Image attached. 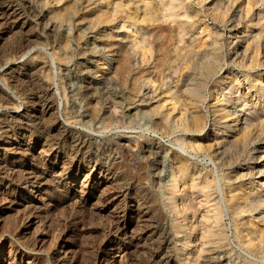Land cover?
Here are the masks:
<instances>
[{"label":"rangeland","instance_id":"374dc122","mask_svg":"<svg viewBox=\"0 0 264 264\" xmlns=\"http://www.w3.org/2000/svg\"><path fill=\"white\" fill-rule=\"evenodd\" d=\"M121 2L119 12L114 0H0V97L13 99L0 108V125L13 129L7 122L19 119L0 138V173L7 169L14 178L0 181V264H186L189 254L194 264H264L263 250L247 247L249 232L231 203L242 182L245 146L241 139L228 143L222 131L218 139L213 134L222 129L214 103L229 64L228 29L216 16L224 0H184L185 30L171 21L141 23L144 37L129 32L127 18L142 0ZM258 10L263 22L254 28L264 41ZM37 38L31 49L19 51ZM67 41L61 63L56 54ZM212 52L218 60L210 68ZM191 87L193 94L186 92ZM62 88L73 89L71 118L63 111ZM183 97L199 104L204 130L164 123L170 105L177 112L185 108ZM66 134L65 143L60 138ZM78 135H84L83 151L75 157L69 150L80 144ZM90 151L109 172L93 169ZM179 157L188 171L172 166L178 177L192 175L173 188L171 162ZM40 174L47 177L41 184L18 183ZM206 176L204 195L192 181ZM212 204L223 210L217 222L203 217Z\"/></svg>","mask_w":264,"mask_h":264},{"label":"bare ground","instance_id":"6f19581e","mask_svg":"<svg viewBox=\"0 0 264 264\" xmlns=\"http://www.w3.org/2000/svg\"><path fill=\"white\" fill-rule=\"evenodd\" d=\"M199 1L205 2L206 0H199ZM185 2H184V0H142L143 7L135 5L134 10H131L130 15H128V17H127L128 19H132V22L128 25L129 30H130L129 32L132 34L141 35L144 37L145 36V33H144L145 29L143 28L141 23H144V24L146 23V25L150 24L152 26L154 24L160 26L161 24H164V23H167L170 21L172 23H175V25H177L178 28H183V30H185L188 26V25L185 26V23L182 20L183 17L184 18L188 17V10L185 9L186 8ZM114 3H115L116 11L120 12L121 8L123 7L121 0H114ZM223 4H224L223 5L224 11L220 12L216 16L222 18L223 22L226 24L225 25L226 29H228V31H227L228 34H227V39H226L227 41L225 43L227 45V50L229 52V61H228L229 64H227L228 67L226 69V75L222 79V81L224 83V88L222 90H219L218 91L219 93L217 95H215V103H214V107L217 110V112L215 113V111H214V113L216 116H218L221 119V120L219 119V121H222L221 122L222 123V129H219L217 131H215V129H213V134L216 135L215 139H218L217 135H220V133L222 131L223 135H226V136L228 135L229 139L231 138L229 140L228 137H226V136L224 137V138H226V141L228 143H230V144L235 143L236 144L238 142V140L241 139V141L243 142V144L245 146L244 148L246 149L245 150L246 164H245L244 168H242V170H243L242 175L240 172H239L240 175L237 174V175H239V181L242 180V182L240 185L239 193H237V195L236 194L231 195V203L232 202L234 203V205H233L234 213L236 214V216L239 219H241L242 225L249 232L248 235H246L247 240L245 239L247 241V247L251 248L252 250L254 249V251L255 250H257V251L263 250V253H264V41L262 40V34L260 32L256 33V30H255L256 27L254 28V26H257V24L260 25V23L255 24L256 21H259V22L262 21L263 22V18H262L263 16L260 14V12L258 10V5L261 7L262 12L264 13V0H224ZM215 5L216 6L218 5V1H216ZM101 14H103V13L101 12ZM134 19L137 20V21H135L136 23L133 22ZM133 38H134V44H135L136 37L133 36ZM39 39L36 41H32V40L30 41L29 40V43H26V45L21 47V50H19V51H26L29 48L31 49V46H33L34 44H37L36 42H40ZM66 49L68 50V41H67V44L65 42V45L62 46L61 52L56 54L57 59L61 63L65 61L64 52ZM161 49L164 50L163 47H161ZM212 53H214V52H212ZM14 55H16V54H14ZM180 55L182 57L186 54L185 53H181V54L179 53V56ZM211 56L212 57L209 59L211 61L209 62V60H208V62L210 63V68L213 67L211 65H213V63H215L218 60V57L215 55V53H214V56L213 55H211ZM128 59H126V58L121 59V62H122L121 71L123 73L127 72L128 69L130 68V65H129L130 62ZM142 60H143L142 61L143 64L147 65L148 61H145V59H142ZM206 60H207V58H206ZM131 70H132V68H131ZM124 74H126V73H124ZM1 78H3V77H1ZM56 78H57V76H56ZM56 78H55V81H56ZM52 81H53V79H52ZM181 82H182V80H181ZM5 83H6L5 85L9 89L10 86L7 83V81H5ZM132 84L133 85H131L132 86L131 90L133 92H136V88H137V86L135 85L136 83H132ZM185 87H186V85H185ZM52 90H54V89H52ZM72 90L73 89H71V88H67V89L62 88V90L58 91V92H60L61 99L63 100V103H64L63 111H64L65 115L68 116L69 118H71L72 115H74V110H75V100L72 96V93H73ZM186 92L192 93V94L195 93L193 87H191L189 90L186 89ZM53 95L55 96V93ZM53 95H51V96H53ZM137 96H139V95H137ZM183 98H185V97H183ZM134 99H136V97ZM46 100H44V102H45L44 105L49 108V105H51V104H49V102ZM11 101L13 102V99L11 98V96L2 97L0 100V108H4L5 105L10 103ZM183 104H184L185 108L182 111H178V112H177V108L175 107V105H170V107L168 106L169 108H167L165 106L167 108V110H166V114H165L164 118L163 117L162 118H163V121L166 124V126L170 127L171 123L172 124H178L179 123V125L181 124V126H183L187 131H191V132L196 131L197 132V130H200V131L204 130L205 127L203 128V126L205 124V122H204L205 119H204V115L199 110L200 109L199 104L193 99L192 100L188 99V101L186 99V101H184ZM157 112H158V110H157ZM158 115H159V113H158ZM10 119L11 120L7 122V124H8L7 126H11V127H13V129H5L4 126L0 125V138H1V136H3V134H9L10 131L15 130L14 127L17 125V122L19 119L16 116H13ZM205 125H207V124H205ZM173 127H174V125H173ZM67 131L68 130H65V132H67ZM14 134H16V133H14ZM14 134H13V136H17ZM46 136H47V139L50 138L49 134H47ZM78 136L79 137L77 140L80 143V141L82 140L81 138L84 135H78ZM67 137H68L67 134L61 135L60 139H61V141L63 140V142L65 140V143H66ZM15 138H17V137H15ZM2 140H3V138H2ZM31 140H32V138H31ZM44 140H46V139H44ZM219 141L215 142L218 147L221 144V142H219ZM90 144H92V143H90ZM73 145H74V143H73ZM80 145H81V143L80 144L77 143V145L70 147L71 149L69 151H70V153L75 154V157H77L79 155V153L81 152V150L83 148ZM51 146L53 147L52 144H51ZM150 147H152V146H150ZM234 147H236V146L234 145ZM156 150H158V147H153L152 149H150V152L152 154H157L158 152ZM51 151H44V149H43V152L51 153ZM70 153H69V155H70ZM96 154H98V153H93V152L91 153V151H90V152H88L86 157L89 159L90 162L94 163L93 169L98 170V168H99L100 173H102V171L105 167H101V168L99 167L98 160L95 157ZM75 157H73V158H75ZM174 159H172V162L170 161L171 167L178 165L179 170L187 169L186 168L187 163L185 164L184 163L185 161L183 159H181L180 157L177 158L176 160H174ZM187 162H188V160H187ZM88 164H90V163H88ZM6 166H8V165H6ZM215 166H216V168H218L216 163H215ZM1 167H3V166H1ZM3 171H4V169H3ZM105 171L109 172L110 168L109 167L105 168ZM185 171H188V169ZM185 171H184V174L181 178H186L187 176L184 177L185 175H188V177L192 175V172L186 173ZM64 172H61V173H64ZM170 172H172V174H171L172 180L169 181V183H170L169 186L175 188L181 179V178H179L180 176L178 177L179 171H176L172 167V170H170ZM14 177L18 178L17 174ZM22 178H24V177H22ZM46 178H47L46 176H44L43 174H40L39 177L35 176V178H27L26 177V178L22 179L21 182H18V183H20L22 186L29 188L31 186L36 185L37 183L41 184V182H43ZM236 178H238V177H236ZM236 178H234V180ZM88 179H90V177H88ZM12 180H14L13 175H12V171H9V170L7 171V169H6L5 172L0 173V181L10 183ZM86 181L88 182L89 180H86ZM16 182H17V180H16ZM208 184H209V179L206 176V177H204V180L201 183L197 184L194 181H192V188L195 189L196 192H200V193H203L205 195L208 191L207 190V188L209 187ZM19 187H20V185H19ZM47 192H49V191H47ZM123 195L124 196L129 195L128 190H125ZM212 205H214V204H212ZM212 207H214V208L211 209V211H209L208 214L203 216V217L205 219H207V218L213 219L214 218L217 222L221 218L223 210L219 206L214 205ZM206 209H208V208H206ZM235 214H233V215H235ZM236 221H237V219H236ZM205 223H207L206 220H205L204 224ZM205 225L203 228H205ZM114 228H116V231H118V230L120 231V229L122 228L121 222H118ZM207 228L208 227L206 226V230H207ZM236 230H237V227H236ZM239 230H240V228H239ZM210 233H211V231H210ZM243 233H245V232H243ZM254 240H257L258 242L256 243V242H254ZM246 249H248V248H246ZM263 253H262V255H263ZM190 257H191V254H189L188 258H186L184 260V263L194 264L197 261V260L195 261L194 257H193V260L195 261L193 263V261Z\"/></svg>","mask_w":264,"mask_h":264}]
</instances>
